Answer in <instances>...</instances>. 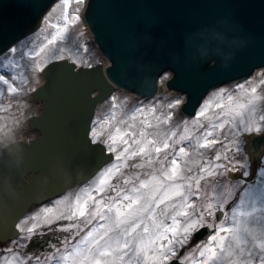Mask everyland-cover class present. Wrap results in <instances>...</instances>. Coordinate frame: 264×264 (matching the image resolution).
<instances>
[{
  "label": "water",
  "instance_id": "water-1",
  "mask_svg": "<svg viewBox=\"0 0 264 264\" xmlns=\"http://www.w3.org/2000/svg\"><path fill=\"white\" fill-rule=\"evenodd\" d=\"M57 1L0 0V56L36 32ZM84 20L109 63L79 67L62 59L44 67L46 81L34 91L43 111L29 119L40 135L0 153V242L20 234L32 206L65 195L115 161L91 133L98 105L118 87L153 98L170 72L166 87L186 95L182 111L192 117L213 89L264 67V0H88ZM245 151L249 174L240 169L229 177L246 185L259 175L264 132L251 136ZM212 233L202 229L194 241Z\"/></svg>",
  "mask_w": 264,
  "mask_h": 264
},
{
  "label": "snow or ice",
  "instance_id": "snow-or-ice-1",
  "mask_svg": "<svg viewBox=\"0 0 264 264\" xmlns=\"http://www.w3.org/2000/svg\"><path fill=\"white\" fill-rule=\"evenodd\" d=\"M71 2L63 0L65 26L61 28L58 24L52 25L57 29L55 35L39 51L31 53L30 58L39 57L45 49L57 59L64 58L62 49L49 46L63 38L67 26L73 20H80L79 8L75 10L76 15L69 18L67 9ZM75 2L82 4L85 0ZM9 51L15 53L17 49ZM0 67L13 69L18 65L7 60L0 63ZM36 67L43 71L39 65ZM18 75L8 78L0 74V111L8 112L12 107L11 104L3 103L6 96L22 95L23 89L17 84ZM26 82L19 81L20 84ZM260 84H264V80ZM239 87L244 88V85ZM250 93L252 95L247 103H237L235 107L231 106L234 97H227L230 106L223 115L233 120L239 118L238 123L223 120L219 124H211L201 136L196 137L188 135L187 128L174 141L176 131L163 134L159 131L148 132L146 129L154 125L147 117L141 121L142 129L139 131H133L134 125L127 121L123 122L125 127L122 129L119 126L112 128L109 121L105 120L98 129L93 130L92 136L99 143L106 144L109 152L116 153L115 160L120 163H113L103 169L93 184L81 189L73 198L61 200L57 206L44 208L42 213L25 220L19 226L20 231L25 234V239H30L41 227H50L61 220L69 221L61 231L72 233L79 239L69 249L67 244L73 237H66L64 250L57 248L59 255L45 258L56 264H172L173 257L177 258L176 264H185V261L189 264H264V215H258L264 213V206L258 207L255 200L241 199L230 214L225 213L224 208L233 189L219 181V190L214 187L209 192L202 186V181L206 185L226 172L246 167L244 163L226 154L240 151L238 141L223 145L219 138L212 137L213 130L222 131L228 124L234 129V135L240 132H264V115L253 118L256 112L255 101L264 97L255 95L257 87H251ZM245 94L248 95V90ZM112 99L113 107H117L116 98ZM179 103L177 101L168 107H177ZM215 106L224 108L223 104ZM144 111L143 108L137 109L142 115ZM156 111L154 107L149 110L153 115ZM207 111L205 107L199 116H205ZM170 118L161 121L156 117L163 124H167ZM129 119L135 120V114ZM200 127L205 126L201 124ZM193 139L197 159L192 158L193 154L186 147H176L177 144ZM217 144H221L225 152L213 151ZM209 152H213L211 157L208 156ZM137 158L144 163L129 165V160ZM145 164H158L159 167L144 173V179L140 178V174L132 178L124 172L126 168L139 169ZM243 175L248 173L245 171ZM197 196L202 197L199 204L193 200ZM218 211L223 214L219 222L216 218ZM252 224L260 225L259 230L250 226ZM202 229H212L213 233L206 241L196 244L195 252L181 260L179 249L186 246L190 237ZM197 254L199 259H193ZM35 259L39 264L41 258L37 256ZM3 264H23V261L13 255L5 258Z\"/></svg>",
  "mask_w": 264,
  "mask_h": 264
},
{
  "label": "rangeland",
  "instance_id": "rangeland-1",
  "mask_svg": "<svg viewBox=\"0 0 264 264\" xmlns=\"http://www.w3.org/2000/svg\"><path fill=\"white\" fill-rule=\"evenodd\" d=\"M86 1L87 0H85V2L80 5L77 4L75 0H72L70 6L67 9L69 18H73L76 15V8H79L80 20H73V23L67 26L68 30L64 33L63 38L58 39L55 45L49 46L53 49H68L69 53L64 56L63 59L73 61L74 59L71 57V54H76L80 59V63L75 60L73 62H75L77 66L79 65V67H90L105 62V57L97 48L93 35L91 34L84 20L83 11ZM64 11L65 6L63 4V0H60L58 8L54 11L51 17H46L43 20V24L36 32L21 39L13 47L10 48L17 49L15 53H10L9 49L7 52L0 56V63L7 62V60H12L18 65V67H15L13 69L0 67V74H4L8 78H11V76L13 75L19 74L17 84L23 89L22 95L14 97L6 96V98L3 100V103L5 105L11 104L12 107L8 112L0 111V129H2V131H0V153L2 152L4 147L11 142L18 140L31 141L32 139L40 135V131L37 129H33L29 124V119L31 116L38 115L43 111V103H37L34 100L35 89L40 86L45 80L43 71H40L36 66L39 65L40 68H44L48 63L62 59L55 58V56L49 53L48 49H45V51L35 59L30 58V54L39 51L40 47L45 45L47 41L51 39L53 35H55L57 29L52 27V25L58 24L61 28L65 26ZM38 74L41 75L39 79ZM20 80H26L27 82L25 84H20ZM166 80L167 78L162 81V91L159 92L156 97L148 100L144 99L143 97H138L136 94L125 89L118 88L113 95H111L109 98H107V100L98 105L96 116L93 122L92 132L93 130L98 129L105 120L109 121V124L112 128L119 126L122 129L125 127V124L123 122L127 121L129 124L134 125V128L132 129L133 131H139L142 129L140 120L147 117L154 126L157 124L159 125V127H157L156 130H153V132L159 131L161 134H163L169 133L171 131H176L177 137H174L173 141L176 140L180 135L184 134L185 128L188 129V135H191L193 137L201 136L202 133L211 124H219L223 120H231L232 123H238L239 118L233 120L232 117H225L223 115L226 109H228L230 106L227 99L228 96L234 97L231 105L240 103L243 100L248 99V97L250 96L249 91L248 95L245 94L246 90H248L249 87L247 83L248 79L239 81L237 83L217 87L211 91L213 92L214 96L211 99L210 103L205 106L208 108L205 116H199L201 110L205 108L203 107L202 103L197 111V114L195 116L189 117L182 112V104L186 100V98H184L185 95L173 90H168L165 85ZM261 80H264V76L259 79V86L264 85L260 84ZM240 85H244V88H240ZM262 89V91L264 92V86ZM211 92L208 95H210ZM113 97L116 98L115 103L117 107H113ZM26 101H31V104L24 107V103H26ZM177 101L180 102L177 107H168L169 104H176ZM216 104H223L224 108H217L215 106ZM153 107L157 110L154 115L150 114L149 112V110ZM139 108H143L145 110L143 115L137 112V109ZM133 114H135L136 119H129ZM260 115H264V101L256 110L254 119L258 118ZM169 116L171 118L169 119V122L167 124L159 123V121H157L156 119V117H159L162 121L164 118ZM218 116L219 119L217 118ZM201 124H203L205 127L201 128ZM109 130H111V128H109ZM146 130L149 132V129ZM213 132L214 136L212 138H219L222 141L223 145H231V142L233 140L238 141L240 151L228 152L226 154L230 157H234L235 160L244 163L246 167L242 168V170L243 172L246 171L249 174L251 169V157L245 151V143L251 136L257 133L240 132L234 135V129H232L231 124L225 125V128L222 131L213 130ZM94 140L98 141L97 139ZM173 141L169 142L172 143ZM194 143L195 141L193 139L192 141H185L182 144H177L176 147L177 149L181 146L186 147L188 151L193 154L192 158L197 159L198 157L195 155L193 149ZM213 151H220L223 153L225 152V148L221 144H217ZM212 154L213 152H209L208 156L211 157ZM161 155H163V153ZM262 161L261 173L258 175L255 181L249 184L245 185L240 179L230 180L227 178L225 173L222 177H217L216 180H210L206 185L202 181V186H205L207 191L209 192H211L212 188L214 187L219 190L217 184V181H219L223 185H226L229 188L233 189L232 195L229 198L228 203L225 205V213L230 214L231 209L239 205L241 199L247 201L255 200L258 207L264 206V174H262L264 173V157ZM113 163L120 162L115 160L114 162L108 164L106 167L111 166ZM128 163L129 165H131L133 163L144 162L140 158H137L136 160H129ZM106 167H104V169ZM158 167V164H154L151 166L145 164L144 167L139 169L132 167L126 168L124 169V172L128 177L135 178L137 174H140V178L144 179L146 178L144 176V173L151 172ZM98 175L86 183L75 184L62 197L50 200L49 202L42 205L32 206L29 212L20 221L19 226L22 225L25 220H29L30 217L35 216L38 213H42V210L44 208L55 207L57 206L59 201L73 198L74 195L79 193L81 189L93 184ZM128 187H131V185H129ZM193 200L197 204H199L202 201V197H193ZM250 206L251 204L249 203V207ZM258 215H264V213H258ZM216 218L217 222H219L220 219H218L217 213ZM68 223L70 222L61 220L57 222V225L53 224L50 227H41L40 230L32 236H38L41 233H46V235H52L55 233V237L60 241L63 240L62 242H64L60 247L57 246L61 249V251H63L65 247V238L73 237L71 239V242L67 244V247L70 249L72 244H74L79 239V237H74L72 233L61 231V228ZM262 224H264V221H262ZM250 226L257 228V230H259L260 228V225L256 224H252ZM31 238L25 239V234L21 232L20 235L14 239H10L7 242H0V264H3L5 258H11L13 255L18 256L23 261V264H37V260L35 259V257L37 256L41 258L39 264H56V262H48L45 258L54 254L59 255L60 253L56 252L57 248L51 247V254H48L50 251H43L39 248H37L36 250H31L29 248V242L31 241ZM206 240L207 239H203L199 242H203ZM197 243L198 242L194 241V235L190 237L189 243L179 249L180 252L183 249L185 250L184 254L180 256V259L183 260L184 257L190 256L193 252H195V246ZM9 249H13V251L10 252ZM175 258L176 257H173L172 260ZM193 259H199L198 254L197 256L193 257ZM185 264H189V262L185 261Z\"/></svg>",
  "mask_w": 264,
  "mask_h": 264
},
{
  "label": "bare ground",
  "instance_id": "bare-ground-1",
  "mask_svg": "<svg viewBox=\"0 0 264 264\" xmlns=\"http://www.w3.org/2000/svg\"><path fill=\"white\" fill-rule=\"evenodd\" d=\"M59 4H60V0L59 1H57L53 6H52V8L46 13V15H45V17L43 18V20L46 18V17H51L52 16V14L54 13V11L58 8V6H59ZM86 4H87V1H86V3H85V6H86ZM80 5H82V4H80ZM84 6V5H83ZM85 8V7H84ZM42 24H43V22H42ZM29 36V35H28ZM63 50V56H66L68 53H69V51H68V49H62ZM66 53V54H65ZM102 54V53H101ZM103 55V54H102ZM104 56V55H103ZM71 57L75 60V61H78L79 63H80V59H79V57L75 54H71ZM105 57V56H104ZM73 60V61H74ZM72 61V62H73ZM77 62V63H78ZM108 61H107V59L105 58V62L104 63H102L103 65H104V67L106 68V66L108 65V63H107ZM79 66V65H78ZM44 69V68H43ZM43 75H44V73H43ZM171 76V74L168 72V73H165V76L163 77V79H161V81H160V88H161V86H162V81L165 79V78H169ZM262 76H264V67H261V68H259V69H257L256 70V72L252 75V76H250L249 78H247L248 79V81H247V83H248V91H249V93H250V89H251V87H257V93L255 94V95H258V96H261V97H264V92L262 91L263 89V86L264 85H258V82H259V79L262 77ZM41 77V75L40 74H38V79ZM44 78H45V76H44ZM46 81V78H45V80H44V82ZM43 82V83H44ZM42 83V84H43ZM41 84V85H42ZM231 84H233V83H231ZM229 85V84H228ZM162 91V90H161ZM160 91V92H161ZM227 91V90H226ZM185 95V94H184ZM252 94L250 93V96H251ZM213 96H214V94H213V92H211V94L210 95H208L205 99H204V101H203V107H205L208 103H210V101H211V99L213 98ZM250 96L248 97V99L250 98ZM184 98H186V96H184ZM144 99H146V100H148V99H151V98H144ZM248 99H246V100H243L242 102H240V103H247V100ZM264 101V98H262V99H259V100H256L255 101V109L257 110L258 109V107L260 106V104H262V102ZM31 101H26V103H24V107L25 106H29L31 103H30ZM237 103H235L234 105L232 104L231 106L232 107H235V105H236ZM228 109H226V111H227ZM32 117V116H31ZM30 117V118H31ZM253 118H254V116H253ZM148 119V118H147ZM165 119V118H164ZM163 119V120H164ZM143 119H141L140 120V124H141V121H142ZM141 127H142V125H141ZM159 127V126H158ZM157 129V127H153V128H150L149 129V132H153V130H156ZM167 129V128H166ZM262 133V132H261ZM257 134H260V133H257ZM256 135V134H255ZM263 162V161H262ZM262 165V164H261ZM261 170H262V167H260V170H259V174L261 173Z\"/></svg>",
  "mask_w": 264,
  "mask_h": 264
},
{
  "label": "flooded vegetation",
  "instance_id": "flooded-vegetation-1",
  "mask_svg": "<svg viewBox=\"0 0 264 264\" xmlns=\"http://www.w3.org/2000/svg\"><path fill=\"white\" fill-rule=\"evenodd\" d=\"M230 175V171L226 172V176L228 179L233 180L229 177ZM242 180V179H240ZM243 183L245 184L244 180H242ZM223 216V215H222ZM217 217L219 219V212H217ZM222 219V218H221ZM59 222V221H58ZM55 225H57V222L55 223ZM21 233V232H20ZM20 235V234H19ZM18 235V236H19ZM63 241V240H62ZM60 240H58L55 237V233L52 235H46V233H41L38 236H32L31 241L29 242V248L31 250H36L37 248L43 250V251H50L51 247L52 248H58L61 245H63L64 242H62ZM58 246V247H57ZM54 251V250H53ZM52 251V252H53ZM39 253V252H38ZM51 254V251L48 253ZM55 262V261H52Z\"/></svg>",
  "mask_w": 264,
  "mask_h": 264
}]
</instances>
